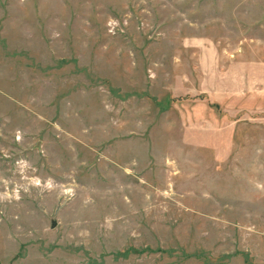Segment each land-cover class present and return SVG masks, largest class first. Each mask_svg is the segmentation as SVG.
I'll list each match as a JSON object with an SVG mask.
<instances>
[{
	"label": "rangeland",
	"instance_id": "1",
	"mask_svg": "<svg viewBox=\"0 0 264 264\" xmlns=\"http://www.w3.org/2000/svg\"><path fill=\"white\" fill-rule=\"evenodd\" d=\"M0 264H264V0H0Z\"/></svg>",
	"mask_w": 264,
	"mask_h": 264
}]
</instances>
